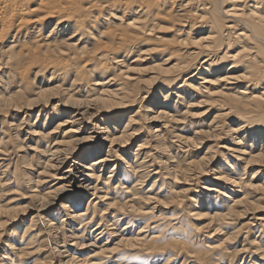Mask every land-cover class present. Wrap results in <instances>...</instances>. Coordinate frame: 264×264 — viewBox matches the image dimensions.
Returning a JSON list of instances; mask_svg holds the SVG:
<instances>
[{
	"label": "bare ground",
	"instance_id": "bare-ground-1",
	"mask_svg": "<svg viewBox=\"0 0 264 264\" xmlns=\"http://www.w3.org/2000/svg\"><path fill=\"white\" fill-rule=\"evenodd\" d=\"M42 1L39 0V3L41 4ZM62 1L79 12L77 5L73 6L71 0ZM116 1L114 4L117 3ZM165 1H130L128 5L126 4L128 9L121 10V18L126 12L134 13L135 15L126 19L125 25L136 32L123 31L115 36L111 33L109 38L115 41L113 46H109L105 41L100 42V45L95 48H84L91 40L88 32L77 24L76 18L77 22L72 21V14L63 15L62 9L65 8L59 4L60 1L53 3L51 0H44L47 4L54 5L50 7V12L53 14L51 18L59 17L56 27H52L50 34L53 35L57 30L58 35L62 29L68 31L72 28V24H77L67 34L64 44L69 41L67 50L74 51L73 59L79 57V55L76 56L78 50L91 51V55L83 62L73 61V64H69L64 69H58L55 63L38 57L42 62L39 71L49 69V71L53 70V73L60 74L63 70L74 72L79 67L83 68V72H77L76 78L71 82L73 88L62 90L61 94L58 91L53 93L49 88H39L31 93L30 96L33 98L15 100L14 96L10 97L15 93L14 90L9 96L6 95L12 90L7 93L0 90L2 125L8 123V117L15 122L22 119L16 125L18 129V126L20 127L21 123L23 124V121L27 119L26 127L22 125V128L25 130L24 134L32 135L29 136L30 141L37 136L39 127L33 126L34 123L31 124L30 116L24 115L21 118L20 113L32 112L41 104H44L46 108L51 107L53 102L58 100V103L51 107L50 110H54L51 112L60 117L66 115L58 120L52 132H58L63 139L59 140L55 136L56 138L48 142L42 148L45 158L39 159L36 171H31L27 175L29 176L27 182L31 184L29 186L32 189L24 193L22 198H28L29 205L16 206L18 202L13 203L14 198L7 203L0 201V226L4 223L8 225L32 209L37 212L30 219L32 225L25 224L23 228H16L9 234L8 232L5 234L8 231L5 228V231L0 233V237H5L3 254L0 253V264H28L27 257L38 255L37 249L44 242L46 243V239L50 241L49 258L45 257L35 264L56 263L54 261H57V264L86 262L89 264H152L156 260H159L158 264H173L184 252L187 253V257L183 258V263L186 264H234V258L241 261L239 264H243L249 253L254 255L253 258L252 254L248 256L249 262L257 258L255 264H264V210L254 213L251 207L255 200L264 199V0H170L178 7L176 14L181 26L172 36V40H167L166 43L157 47L139 50L158 53L153 55L156 58L153 62L157 64L149 69L155 76L149 80H141L131 75L134 67H131L130 63L126 67H120L124 56L119 55V52L122 51L120 49L125 48V44L135 45L143 40L146 42L148 39L145 40V36L150 35L158 23L168 20L170 22L168 18H172L173 15L168 11L166 13L165 10V13H162V8H167L164 6ZM30 2L31 0L26 3L30 4ZM47 4L46 6H49ZM56 4L62 9L56 10ZM24 6H20L21 10L16 13L0 9V39L4 40L12 34V31L18 29L13 35L15 39L13 38L9 46L7 45V49H0V80L6 75L17 74L22 81H25L28 72L36 68L31 64L27 68L15 70L11 65L12 61L23 53L22 50L14 49L19 37V33L16 34V32L27 31L29 28L34 30L39 25L42 27L46 20L38 15L35 10L37 6L35 9H32L31 5ZM93 7L94 5H91L86 9L92 10ZM41 8L42 6L40 10ZM75 10L74 14H76ZM59 23L63 24L60 29V26L57 27ZM32 30L28 31L31 33ZM107 32L101 30L103 34ZM46 40L44 39L45 42ZM50 44L47 40L45 45ZM91 44L94 45V43ZM171 45H179L182 54L169 52ZM67 50L64 49V51ZM34 52L36 49L28 53L34 54ZM132 52V49L128 50L125 58L130 57ZM167 52L169 57L165 55ZM137 59L131 63H137ZM169 64L171 65L167 66ZM84 73H91L86 81L83 77ZM96 76L97 78H94ZM121 79H128L131 82L128 84ZM84 82H86L84 85H79ZM174 83H176L172 88L174 95L182 97V102L188 103L196 98L194 103H204L205 109L201 119L206 124L202 126L203 128L194 130L191 136L182 132L186 110L183 111L182 108L178 114L175 110L176 104L173 107L174 104L166 103L168 87ZM91 85L94 87L91 88ZM18 88L19 91L26 90L25 82L19 84ZM152 94L157 96L153 99L155 102L153 101L150 105L153 107L159 105V108L155 110L146 105L145 111H153L150 121L159 122V124L148 128L146 138H143L142 133L145 128L137 124L144 120L143 117L134 118L126 109L133 106L136 101L140 102L138 107L140 109L141 102ZM139 109L135 115L140 113ZM106 112L109 114L122 112L119 120L113 122L121 125L119 130L113 123H99L100 117H103L102 113ZM12 121L8 124L13 130L12 125H15V122ZM229 131L233 135L244 134L242 138L241 136L232 137L235 138L234 143L237 145L244 143L246 138H249L252 144L260 143V149H257L256 153L247 152L249 148L246 147L247 145L239 147L240 155L244 154L247 157L244 158L243 168H239L235 174L231 172L236 176H231L223 170L214 173L215 168L211 169L210 165H213L215 157L209 156L208 152L199 159H191L181 165L180 162H175L174 151L165 141L169 133L171 138L183 144L182 148L192 147L191 142L195 145L196 142L204 140L220 139L223 133ZM41 133L43 132L40 131ZM19 135L20 133L14 132L12 136L17 139ZM87 141H93L98 145L90 146L85 154L79 156L80 146ZM107 144H109L108 148H106ZM134 145L137 146L136 149L133 148ZM222 145L219 147L221 148ZM211 146L207 151L211 150ZM118 152L133 153L132 157L130 155L117 161ZM2 153L0 151V154ZM2 160L3 158L0 157V162ZM154 161H157L156 169L158 170L152 169ZM254 164L258 165L254 168L255 171L251 170L252 172L247 176L249 179L242 181L245 170L249 165ZM228 167L231 166L228 165ZM1 168L0 174L3 181L0 184L10 183L12 178L15 188H21L26 177L22 178L15 173V176L9 175L5 178L3 176L8 172V167ZM190 172L191 176L196 174L194 178L214 173L215 179L229 182L235 188L230 186L228 188V185L215 181L206 186L207 192L204 193L202 201L199 197L182 195L181 190L174 188V183L181 174L186 177L184 179H188ZM21 174L25 176L27 173ZM51 174L55 175L57 180L56 184H53L54 187L37 189L46 178L43 176ZM256 174L263 176L256 178ZM149 178L154 180L151 187L146 188L148 185L145 182ZM154 184L156 188L152 191ZM187 190L190 191L188 188ZM226 191L235 195H227ZM168 195L171 196V200H174L173 203L177 201L179 207L188 210L187 214L186 211L181 215L178 213L179 216L174 218L175 222H171L173 226L171 229L177 230L176 233L179 234L186 232L189 237L205 241L204 254L188 247L189 241L187 243L182 234L181 237L176 235L171 238L170 248L167 250L162 247L164 250L161 251L162 248L156 249L152 245L164 237L161 229L163 227L160 231L149 232V230L156 228L162 221L147 220L151 207H143L141 204L148 201L156 202ZM218 195L224 199L215 200L216 197L218 199ZM256 196L259 197L255 198ZM185 197L189 199V202ZM56 205L58 207L55 209ZM237 216L244 219L235 223ZM123 217L126 218L127 225L120 224ZM202 217L208 219L205 223V226L209 228L207 230L197 223L189 222ZM257 228H259L258 236L254 235L255 238L249 239L247 234ZM225 229L228 231L222 235ZM200 233L203 237L199 236ZM219 233L222 236L215 238ZM238 236L243 237L240 241L241 248L238 249V246H235L234 248L238 250L233 255L234 249L229 243ZM36 241L38 244L33 247ZM86 248L92 249L83 254ZM139 255H144V262L141 257L136 262L131 261L132 257ZM90 257L93 258L89 259Z\"/></svg>",
	"mask_w": 264,
	"mask_h": 264
},
{
	"label": "rangeland",
	"instance_id": "rangeland-1",
	"mask_svg": "<svg viewBox=\"0 0 264 264\" xmlns=\"http://www.w3.org/2000/svg\"><path fill=\"white\" fill-rule=\"evenodd\" d=\"M27 1H29V0H25V1L24 0L23 1H21V0H0V9L6 10V11L8 10V12L9 11H11V12L15 11V13H16V11L21 10L20 6L23 7V5L26 6V4L31 5L32 9L33 8L35 9V7L37 6L36 7L37 9H35V10L37 11L38 15H41L43 17V19H46L44 21V25L42 27H40V25H39L36 27V29L34 28V30L29 28L28 30H30V31L32 30L31 33L28 30H27L28 33H26L27 31L16 32V34L19 33L18 34L19 37L17 39L16 47L14 49H15V51L22 50L23 53L21 56L19 55L18 57H16L14 59V61H12V64H11L12 68H14L15 70H19V69H22L25 67L27 68L31 64L35 65L36 68H34V69L30 70V72H28L25 81H22L21 78L19 76H17V74H14L13 76L6 75L0 80V90H2L3 93H7L9 90H12V91H9L6 96H9L10 93L12 94V92L14 90L15 93H13L10 97L14 96L15 100L21 99V98H26V97H32L33 98V96H30L31 93H33V91H36L39 88H47V89L49 88V90L53 91V93L58 91L60 94L62 93V90L66 91L67 89L73 88V87H71V82L76 78L77 72H79V71L83 72L82 67L77 68L74 72H69V71L63 70L62 73H60V74H58L57 72L53 73V70L49 71V69L39 71V67H40V65H42L41 64L42 62L39 59L40 57L45 58L49 62L55 63L58 66V69H60V68L64 69V67L69 66V64H73L74 63L73 61L83 62V60L85 58H87L89 55H91V53H90L91 51L89 52L87 50H78L77 51L78 53L76 54V56L79 55V57L77 56L75 59H73V57H75V56L72 57V55H74V51L73 50H67L69 48V46L67 45L69 41L66 44H64V41H66L65 39L67 38V34L69 32H71V30H73V26H76L78 24V25L82 26L84 31L88 32L91 40L86 44V46L84 48H95V47H97V45H100L99 44L100 42L104 43L105 41L108 42L109 46H113V45H115V41L109 38L111 36V33L115 36L117 34L122 33L123 31L129 32V33L134 32V31L136 32V30L125 25L126 19L135 15L134 13L126 12L123 15V17L121 18V15H122L121 10L122 9H125V10L128 9L126 7L130 3V1H132V0H130V1L129 0H122L120 2H119V0H117V1L116 0H71V2H73L72 3L73 6L77 5L79 12H77V9L75 10L74 7L70 8L69 5H67L68 3H66V2L64 3L62 0H51L53 3L60 1L59 4L62 5V8H65V9H62L61 6H59V5L57 6V4H58L57 3L55 5V6H57L56 10L58 8L59 9L61 8L62 11L64 10L63 15L64 14L65 15H68V14L71 15L72 14V16H73L72 21L77 22V20H78V22H79V23L77 22V24L75 23L76 25L72 24V28L68 31H63V29H62V31L58 32V35L56 34L57 30L55 31V33H53V35L50 34L52 27H56V22L59 19V17L51 18L53 16V14H51L52 12H50V10H51L50 7L54 6V5H49V4H47V2H44V0L42 1L43 3L41 2V4L39 3V0H31L30 4L26 3ZM115 1L117 2L116 4H114ZM171 1L166 0L165 1L166 3L164 4V6H166L167 8H165V9L162 8V11H163L162 13H165L164 12V10H165L166 13L168 11L170 14L173 15L172 18H168V19H170V22L168 20V21H163V22L158 23L155 26L154 31L150 35L145 36V40L148 39V40H146V42H144V40L142 42L138 41L139 43L137 42V43H135V45H133V44L130 45L128 43V45L125 44L127 47L124 45L125 48L120 49V50H122L121 52H119L120 50L118 51L120 53V54L118 53L119 55L124 56L123 63H122V65H120V67L121 66L126 67L129 63L131 64V67H134V69L132 70V74H131L132 76L138 77L141 80H149L153 76H155V74L150 72L149 69H152V67L157 64V63L153 62V60L156 59L155 57H153V55H157L158 53L153 54L152 51H150V52L149 51H147V52L143 51L142 52L139 50L141 48L146 49L147 47H157L158 45L166 43L167 40H170V39L172 40V36L176 33V30L178 28H180L181 24L179 22V17L176 14L178 11L177 10L178 7L175 6L174 4H172ZM36 2H38V3H36ZM45 3L49 6H46ZM118 3H120V4H118ZM43 4H45V5H43ZM91 5H94L93 9L87 10L86 8L88 6H91ZM41 6H42V8L40 10ZM45 6L48 8H46ZM81 9H82V12H80ZM74 10L76 11V14H74ZM181 11H183V9ZM109 13H112V14H109ZM46 14H48V15H46ZM81 15L83 17H80ZM88 15H89V17H88ZM75 18L77 20H75ZM74 22H72V23H74ZM59 24L57 25V27L60 26L59 27V29H60L63 27V24L62 23H59ZM81 24H83V25H81ZM39 29H40V31H39ZM16 30H18V29H16ZM101 30H103L104 32H107V31L108 32L106 34H103V33H101ZM15 31L14 32L12 31V34L5 37L4 40L0 39V49H2V50L7 49V45L15 39L13 37V35L15 34ZM157 37H160V38H157ZM96 38H98V40ZM44 39L45 40L47 39L48 43L50 42L51 44L49 46H46L45 44H46L47 40L45 42ZM147 41H149V42H147ZM91 43H94V45ZM170 47L168 50L169 52L174 51L177 54L178 53L182 54V50L179 48V45H171ZM35 49H36V52H34V54L28 53V52H32V50H35ZM64 49L67 51H64ZM131 49L133 50V52L131 53V56L128 58L127 57L125 58V55H127V51L131 50ZM137 55H139V56H137ZM165 55H168L167 57L170 56L168 54V52ZM136 58H138L136 61L137 63H131V61H133ZM165 62H169V61L165 60ZM171 64H169L167 66H170ZM78 66H80V65H78ZM34 72H36V73L38 72V74H34ZM90 76H91V73L90 74L84 73V76H83L84 80L86 81V79H88ZM198 77H200V76H198ZM94 78H97V76ZM28 81L30 83H28ZM121 81L127 82L128 84L131 82L128 79H121ZM22 82H25L27 89L26 90L22 89L21 91H19L18 85L22 84ZM85 83L86 82L80 83L79 85L82 86ZM176 83H174L173 85H170L169 86L170 88L168 87L169 93H168V97L166 98V101H167L166 103L170 102V103L174 104L173 107H175V104H176L175 110H177L176 113H178V114L182 108H183V111L186 110L185 120H184V123H182L183 124L182 132L185 133V135L191 136L192 132L194 130H197V128H203L202 126H205V124H206L204 122V120L201 119L202 118V112L205 109L204 103H194L196 98H193V100L189 101L188 103L186 101L182 102V97L175 96L174 90H172L173 86ZM93 87H94V85H91V88H93ZM27 90H29L28 93H27ZM82 93H83V91H82ZM156 96H157L156 94H152L151 96L144 99L141 102L142 106L140 109L138 108L140 106V102L138 103L137 101L135 102V104L133 106L126 109V111H128L129 114L131 116H133L134 118H138L139 116L143 117L144 120H141L137 123L139 126L143 125V127L145 128L144 132L142 133L143 138L144 137L146 138L145 134H147L146 130L148 128L155 127L157 124H159L158 121H157L158 123H153L150 121V118H151V115L153 114V111H145L146 105H148V108L158 110L159 105H157V107H153L152 105H150V104H153V101H154L153 99ZM57 103H58V100L54 101L53 105L57 104ZM53 105L51 107H53ZM51 107L47 106V108H46V106L44 104H41L39 107H35V110L33 109L32 112L29 111V112L20 113L21 118H23L24 115L30 116L31 117L30 118L31 124L33 125V123H34L33 126L36 125V127H39L38 128L39 131L37 132V136L32 141H30L31 139L29 137L32 135L29 133H27L29 135L24 134L25 130H24V128H22L23 126L26 127L27 119H25L23 121V124L21 123V126L20 127L18 126V129H17V127H16L17 123H19L20 120H22V119H19L20 116L18 117L19 121H16V122L12 121V118L10 119V117H8L7 118L8 123H10V121L15 122V125H12L14 128L13 130L11 129V127L9 126L8 123L5 125H2L1 122H3V120L0 121V151L3 152L2 154H0V157L3 158V160L0 162V167H2L4 169H7V167H8L7 171L10 173L9 174L7 172L6 175L3 177L8 178L9 175L15 176L14 175L15 173L20 175V177L22 176V178L26 177L25 178L26 180L24 181L25 183L23 182V185L19 189L15 188V186L13 184L14 179H12V178L10 180V183H6L4 185L0 184V201H2L3 203H7L14 198L15 201H13V203L18 202L16 204V206L20 207V206L25 205V204L29 205V203H30V202H28L29 199L26 197L22 198L24 193H26L27 191H30L32 189V188L30 189V186H29L31 184L29 182H27V177H29L27 175L29 174V172L31 173V171L32 172L36 171L37 166H38L37 163H38L39 159L45 158L44 152H42V150H43L42 148L45 145H47L48 142L50 143V141L52 139L56 138L55 136H57L59 138V140L63 139V136L59 135L58 132H54V133H52V132L54 131L53 128L56 126V123L58 122V120L60 118H62L63 116H66V115H61V117H60L59 115L52 113L51 111H54V110H50ZM39 109H40V111H39ZM137 109H139L140 113L138 115H135V113L137 112ZM38 114H39V116H38ZM121 114H122V112H118L115 114H109L107 112L102 113L103 117H100L99 123H108V124L111 123L112 124L113 122H115V120L117 122L119 120V117L121 116ZM55 117H57V118H55ZM122 123H123V121H122ZM118 124H120V123L118 122ZM113 125L116 126L117 130H119V127L121 126V125H116V123H113ZM26 130H28V128ZM40 131H42L43 133L40 134ZM14 132L20 133V135L18 136L17 139L14 136H12V135H14ZM113 132H115V131H113ZM110 133H112V131H110ZM243 135L244 134L241 135L238 133L233 135V133L229 131V132H225L222 134V137H221L222 139L221 138L216 139V140L210 139L208 141L204 140V141H201L198 143L196 142L195 145L193 142H191L190 145L192 147L188 146V147H184V148H182L183 144H181L180 142H177L175 140V138H171V136H169V133H167V136H166L167 138L165 137V141L167 142V144L169 143L168 145H170V148L172 147L171 150L174 151L175 162H180L181 165H184L186 162L190 161L191 159H199L206 152H208L209 156L215 157V159L213 160V165H210L211 169L215 168L213 171L214 173L220 172L221 170H223V171H226L227 173H229L231 176H236V175H233V173L235 174L238 172L237 170L239 168L240 169H241V167L243 168V166L245 164L244 158L247 157V155H244V154L240 155V151H239L240 148L239 147L247 145L246 147H249L247 152L254 151V153L258 152L257 149H260V147H259L260 143L254 142L252 144V142L249 140V138H246V141H244V143H242L241 145L235 144L234 143L235 138H232V137L241 136V138H242ZM2 138H3V143H1ZM214 141H216V143L218 142L219 145L218 144L216 145ZM93 145H98V143H95L93 141H87L86 143L81 145L80 149L78 151L79 156L85 154V152H87V150L90 148V146H93ZM220 145H222L221 148L219 147ZM255 145H256V147H255ZM108 146H109V144L106 145V148H108ZM209 146H211L212 148L210 151H207ZM133 148L136 149L137 146L134 145ZM245 149H247V148H245ZM131 154H129L128 152H125V153L118 152V154L116 155V160L119 161L121 159H125V158L129 157ZM131 157H132V155H131ZM154 162H153L154 166H152V169L158 168L157 167V161H154ZM228 165H230L231 167H228ZM257 166H258L257 164L249 165V167L245 170L246 173L242 176V179H243L242 181H247L249 179L247 177L248 174H250V172H252L251 170H253ZM14 167H15V169H14ZM156 170H158V169H156ZM254 171H255V169H254ZM24 172L27 173L25 176L21 174ZM193 172L195 173V171H193ZM231 172H233V173H231ZM214 173H209L207 175H202V176L200 175V176L194 178V176L196 174L194 176L193 175L191 176V172H190L188 174L189 181H188V179H184L186 177L183 174H181V175H179L180 177L177 180V182L174 183V188L181 190L180 194H182V195L188 194L190 197L191 196L195 197V198L199 197L200 201H202L204 193L207 192L205 188H207L208 185H210L212 182H215V181L219 182L220 181V180L215 179ZM251 175H253V174H251ZM261 176H263V175L262 174H256V178H260ZM43 177H46V178L43 182H41L38 185L37 189L40 190V188H41V190H43L45 188L49 189V187L50 188L54 187L53 184H56V182H57L55 175H52V174L51 175H44ZM153 180H154L153 178H149L145 182L146 185H148V186H146V188L151 187ZM1 181H3V178H1V174H0V182ZM220 183H222L223 185H228V188H229V186L233 189L235 188V186H232L229 182H224V180L220 181ZM226 183H228V184H226ZM155 188H156V184H154V186L152 187V191H154ZM187 188L190 191H188ZM214 193L217 194V192H214ZM226 193H227V195H235V194L231 193L230 191H226ZM216 194H214V195H216ZM170 197L171 196L168 195V196L162 197L161 199H158L156 202L148 201L144 204H141L143 207H148V208L151 207L149 209L151 211V213L147 214V217H146L147 220L152 222L154 220L160 219L159 221L163 222V223L161 222V224L158 225L156 228L150 229L149 232H153V231L155 232V230L160 231L162 229L164 232V237L166 239H163L164 238L163 237V238H161L163 241L161 239H159L152 245H154V247L156 249H159V248L161 249L162 247H165L164 249L167 250V248H170L169 244H170V240L173 236L176 237V235H178L181 237L182 235H184L183 237L186 238V240L183 237L182 238L187 243L189 241V245L186 244V245H188V247H190L193 250H196L197 252L199 251V253H201V254H204L205 253L204 251L206 249L205 248V241H200L199 239L189 237L188 236L189 234L186 232L185 233L182 232L179 234V233H176L177 230L174 231V229H171V227L173 228V226L171 225L172 224L171 222H175V219L179 216L178 213L181 215V213L186 211V214H187L188 210L184 209L183 207H179L177 201H175L173 203L174 200H171ZM257 197H259V196H256L255 198H257ZM185 198H187V197H185ZM221 198H223V197L221 195H218V199L216 197L215 200L221 201ZM187 202H189V199L187 200ZM84 206H86V203H84ZM57 207H58V205L54 206L55 209ZM251 207H252L254 213L258 212L261 209L264 210V199L259 198V199L255 200L251 204ZM36 214H37L36 210L32 209L31 211H28L26 214H22L17 220L9 223L8 225H6V223H4L2 226H0V233L2 231H5L4 230L5 228L8 229V231H6L5 234L7 232L9 234L11 231H13L16 228H20V229L23 228L25 226V224L32 225L30 222V219L32 216H35ZM123 218L124 219H122V221H120V224L122 223L124 225H127L126 218L125 217H123ZM239 218H240V216H239ZM239 218L237 216L234 222L237 223V222L244 219L243 217H241L240 219ZM35 220H36V218H35ZM7 221H8V219H7ZM189 222L191 224L197 223V224L203 226V229H205V230L209 229L205 226V223L208 222L207 217H205V218L202 217L201 219H192V220H189ZM153 226H155V225H153ZM161 227H163V228H161ZM258 230H259V228L254 229V230L252 229L247 234V237L249 239L255 238L254 235L258 236ZM227 231H228V229H225L223 231L224 233H222V235L226 234ZM206 233H208V232H206ZM166 234H168V235L166 236ZM222 235H221V233H219L216 235L215 238H217L218 236H222ZM199 236L203 237L201 235V233ZM88 237L91 238L92 236H88ZM4 238L5 237H3V236L0 237V253H2V254H3V252H2L3 246H5L4 245L5 239ZM168 238H169V240H168ZM86 239H87V237H86ZM241 239H243V237L241 238L240 236H238V237H236V239L234 241L229 243L233 247L232 249H234L233 255H235L234 253L236 250L241 248V244H242V242H240ZM207 240L210 241L212 239H207ZM164 241H166V242H164ZM36 244H38L37 241L32 246L35 247ZM235 246H238L237 247L238 249L234 248ZM49 248H50V241H48L46 239V243L44 242L43 245L37 249V251L39 250V254H41V255H39L38 253H35L38 255H33L29 258L27 257L28 264H35L36 262H40L45 257H46V259L49 258L48 254L51 253L48 250ZM90 249H92V248L84 249L83 254L86 253L87 251H89ZM164 249L162 248L161 251ZM201 249H203V250H201ZM32 250H35V249L32 248ZM250 254H252V253H249L248 256ZM143 256L144 255L134 256L131 258V261L136 262L141 257V259L144 262L145 258L143 259ZM248 256H247L245 262H243V264H246L247 262H248V264H255V262H256L255 260L257 258L256 259L254 258L253 260L251 259V261L249 262L250 258ZM253 256L254 255L252 254L251 257L253 258ZM185 257H187L186 252H184L181 256L177 257L178 259L176 258V261L173 264H175L176 262H179V264H182L183 258H185ZM0 258H1V256H0ZM91 258H93V257H90L89 259H91ZM54 262H56V263H53V264H57V261H54ZM233 262H234V264L241 263V261H238L237 258H234ZM158 263H159V260L152 262V264H158ZM43 264H50V263H43ZM84 264H89V263L86 262ZM183 264H186V263H183Z\"/></svg>",
	"mask_w": 264,
	"mask_h": 264
}]
</instances>
